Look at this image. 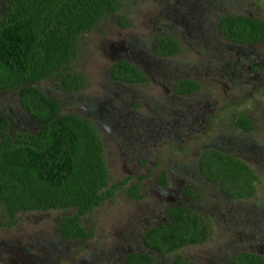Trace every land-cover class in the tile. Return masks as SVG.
Instances as JSON below:
<instances>
[{
	"label": "rangeland",
	"instance_id": "rangeland-1",
	"mask_svg": "<svg viewBox=\"0 0 264 264\" xmlns=\"http://www.w3.org/2000/svg\"><path fill=\"white\" fill-rule=\"evenodd\" d=\"M232 13L264 16V0H118L115 10L79 33L71 67L81 73L82 85L64 88L54 75L35 83L60 99L62 111L78 112L95 124L109 182L127 178L80 214L90 230L87 237L68 238L58 230L59 218L75 211L73 206L20 209L10 224L0 214V264H121L134 249L152 254L155 264H169L175 251L157 252L144 243L143 233L164 221L174 203L207 220L203 240L177 248L194 264H232L239 250L264 258V41L227 38L216 24ZM160 33L173 34L179 49L155 52L153 39ZM119 58L135 63L145 78H114L109 66ZM182 77L198 86L178 91ZM241 112L251 127L237 122ZM2 116L14 129L39 126L20 104L16 87L0 88ZM208 146L254 168L252 194L229 197L201 174L198 157ZM134 182L140 196L127 192ZM190 186L199 195L188 194Z\"/></svg>",
	"mask_w": 264,
	"mask_h": 264
},
{
	"label": "trees",
	"instance_id": "trees-1",
	"mask_svg": "<svg viewBox=\"0 0 264 264\" xmlns=\"http://www.w3.org/2000/svg\"><path fill=\"white\" fill-rule=\"evenodd\" d=\"M118 0H3L0 8V88L16 87L20 104L39 122L36 129H14L6 116L0 118V214L10 224L20 209L73 206L63 214L58 230L64 237H87L90 230L80 214L111 195L127 175L109 182L101 136L88 116L62 111L58 97L44 93L35 81L54 75L67 89L82 85V75L71 67L78 36L92 27L101 15L116 9ZM217 27L229 39L239 42L264 41V16L232 13L220 16ZM153 50L169 54L180 47L171 33L153 39ZM116 79L139 81L145 78L131 60L119 58L109 66ZM198 81L179 78L180 92L195 89ZM243 127L251 120L241 112L236 117ZM198 169L229 197H245L255 190L254 168L236 154L214 146L201 150ZM165 181V172L162 170ZM188 194L199 195L193 186ZM131 196H140L139 184L127 187ZM164 221L149 225L143 241L157 252L175 251L169 264H194L177 252L186 243L205 238L207 220L184 203L165 210ZM232 264H264L261 254L239 250ZM121 264H155L147 251L130 250Z\"/></svg>",
	"mask_w": 264,
	"mask_h": 264
}]
</instances>
